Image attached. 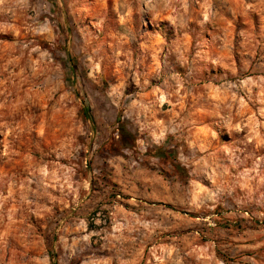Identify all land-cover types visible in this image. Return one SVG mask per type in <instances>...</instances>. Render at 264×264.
<instances>
[{
	"label": "clouds",
	"instance_id": "9594fccd",
	"mask_svg": "<svg viewBox=\"0 0 264 264\" xmlns=\"http://www.w3.org/2000/svg\"><path fill=\"white\" fill-rule=\"evenodd\" d=\"M0 49V177L24 185L3 196L0 264H54L46 241L64 264L92 243L113 255L80 264H139L148 244L155 264H264V227L215 244L209 212L264 221V0H0ZM74 91L101 113L95 128L77 116ZM117 116L133 141L114 132ZM50 157L68 161L58 176ZM119 193L175 211H124ZM133 233L140 248L128 259ZM241 250L251 254L235 259Z\"/></svg>",
	"mask_w": 264,
	"mask_h": 264
},
{
	"label": "rangeland",
	"instance_id": "374dc122",
	"mask_svg": "<svg viewBox=\"0 0 264 264\" xmlns=\"http://www.w3.org/2000/svg\"><path fill=\"white\" fill-rule=\"evenodd\" d=\"M3 51L2 49H0V89H2L3 87V79L5 76L4 73V69H3ZM73 72H75V68H73ZM68 82L70 84H74L75 83V76H72ZM85 95H87L85 93ZM73 103H75V101H79L81 107L79 108V110L77 111V116H79L82 120H89L87 118H85L84 114H83V109L84 107H88L89 108V113L91 116V120L93 123V127L95 128L96 124L102 119L101 113L97 111L96 105L93 102H89L88 104L84 103V100L80 99V92L79 91H74L73 92ZM69 107H72V104L68 105ZM251 107V105H250ZM115 122L117 127L114 129V132L118 135H120V126L123 127V129L128 133V135H130V137H127L126 135L124 137H121L122 140H124L125 142L128 141H133L134 137H133V132L132 130L127 126V123L122 122L119 118V116H117L115 118ZM249 131H252V129H249ZM4 136L0 135V140H3ZM78 140H80V142L82 141V138H78ZM3 145H0V149H2ZM52 164V172L53 175L58 176L59 173H57L55 171V168L57 166H67L68 161L64 160V159H60L59 161L56 160L55 157H50L48 158ZM126 159V157H125ZM74 163H79L78 161H74ZM93 166V162L89 161L88 162V170L90 171L91 168ZM119 166V165H117ZM26 175H22L19 176L20 180H24L26 178ZM73 179H76V177H73ZM113 183V187L114 189H118L120 187L119 184H116L114 181ZM29 188L31 189H35V185L31 184L28 185ZM137 187H139V184H137ZM23 192L24 191V185L23 184H18L16 185V187L14 188H7L4 183H3V178L0 177V208L3 207L2 201H3V196H10L11 200H15L16 199V192ZM50 192H52L55 195H58V193L55 191V188H50L49 189ZM121 196V202H122V207L124 209V211H132V212H136L137 211V207H143V204H148L149 206L155 205V207L157 209H163V210H167V211H175V208L173 205L162 202V201H144L142 197H138V201H141V203L139 205H131L128 203H124V201L131 199L130 196H127L124 193H119ZM31 197L29 196V199ZM111 198H115L114 196H111ZM14 207L13 204H9V208ZM99 209L95 208V207H86L85 209H83V211L86 212V214L89 217H94L96 215V211H98ZM224 210L218 205L215 209H210L209 212L210 213H214L217 217V219L215 220V224H216V229L217 232L214 235L213 238V243L215 244H231V237H233L234 235L237 234H243L246 232H253V233H259L261 227H264V221H262L260 218H254L252 220L251 223H246L245 220L243 218L237 217L235 219H229L226 218L224 216L221 215V213ZM245 211H247V209H245ZM106 215V213H104ZM183 215V213H181ZM189 219L192 221H199L200 217L198 214H192L189 213ZM251 215V213H249V216ZM34 218L29 217V222H31ZM95 227L94 224H89L88 225V230L91 231L93 228ZM196 227H200L199 223L196 225ZM175 231V230H173ZM193 229L192 228H187V229H183L180 230V234L182 236L186 235L188 232H192ZM83 234V233H81ZM133 238L135 239L134 243H129L126 244L124 246L125 248V258L131 259L133 257H135L136 253L139 251L140 248V240L139 238H136V233H133ZM173 232H165L162 233L161 236L159 237L160 241L162 243H168L169 239L172 237ZM77 238V233L73 232L71 230V227L68 228V231L65 233V240L67 242V244L69 245H74V241ZM56 239H58V237H53V241H55ZM93 240H95V237H92ZM256 239H260L259 236L256 237ZM207 240L206 236H201V238L197 241H193V243L197 246L200 247L202 246ZM255 241L252 239H249L248 241H246V243H254ZM45 250L48 251V255L50 258V261L54 258V264H64V249L63 248H59L56 252L52 251L50 248L47 247V241L45 242ZM76 247H78V245H75ZM152 247L151 244H148L144 247L143 252L141 254V258L139 259V264H155L154 261L150 262V257H149V253H148V249ZM35 254H39L38 250H34ZM222 254H225L229 257V259L233 258V253L231 250L229 249H220L217 248L216 249V255L220 256ZM247 254H251L250 251L248 250H241L240 252L235 254V259H239L241 255H247ZM113 255L112 253H110L107 249H102L100 247V245L98 243H92L90 244L88 247L83 248L79 253H78V257H73V259L71 261H69V264H80L81 261H87L88 259H91L94 262H102L106 259L109 258V256ZM113 264H115V262H113Z\"/></svg>",
	"mask_w": 264,
	"mask_h": 264
},
{
	"label": "trees",
	"instance_id": "16d2710c",
	"mask_svg": "<svg viewBox=\"0 0 264 264\" xmlns=\"http://www.w3.org/2000/svg\"><path fill=\"white\" fill-rule=\"evenodd\" d=\"M89 112H90V111H89V108H88V107H84V109H83V114H84L85 118L91 120V116H90V113H89ZM125 135H126L127 137H130V135H128V133L123 129V127L120 126V136H121V137H124Z\"/></svg>",
	"mask_w": 264,
	"mask_h": 264
}]
</instances>
